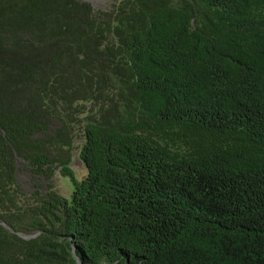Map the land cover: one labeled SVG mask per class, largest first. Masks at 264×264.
<instances>
[{
    "label": "trees",
    "instance_id": "trees-1",
    "mask_svg": "<svg viewBox=\"0 0 264 264\" xmlns=\"http://www.w3.org/2000/svg\"><path fill=\"white\" fill-rule=\"evenodd\" d=\"M0 264H264V0H0Z\"/></svg>",
    "mask_w": 264,
    "mask_h": 264
},
{
    "label": "rangeland",
    "instance_id": "rangeland-1",
    "mask_svg": "<svg viewBox=\"0 0 264 264\" xmlns=\"http://www.w3.org/2000/svg\"><path fill=\"white\" fill-rule=\"evenodd\" d=\"M83 1L90 3L95 9H107L110 7L111 4H113L114 0H83ZM71 168L74 170L76 176L79 179H83L86 176V169L78 157V151H75L73 153V161L71 163ZM18 183L25 193L31 192L30 178L26 174L19 172ZM56 185L60 194L64 198L70 200L73 186L68 179L61 178L59 176V171H57Z\"/></svg>",
    "mask_w": 264,
    "mask_h": 264
},
{
    "label": "water",
    "instance_id": "water-1",
    "mask_svg": "<svg viewBox=\"0 0 264 264\" xmlns=\"http://www.w3.org/2000/svg\"><path fill=\"white\" fill-rule=\"evenodd\" d=\"M3 225L6 227L5 224H3ZM18 236L21 237V238H23V239H25V240H29V239L31 238V237L24 236V235H22V234H18ZM76 258H77V260H79L78 257H76Z\"/></svg>",
    "mask_w": 264,
    "mask_h": 264
}]
</instances>
